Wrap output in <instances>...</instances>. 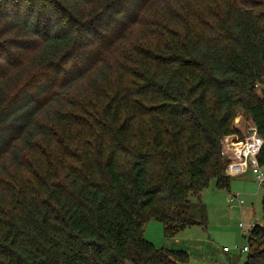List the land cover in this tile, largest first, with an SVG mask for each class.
Segmentation results:
<instances>
[{"label":"trees","instance_id":"16d2710c","mask_svg":"<svg viewBox=\"0 0 264 264\" xmlns=\"http://www.w3.org/2000/svg\"><path fill=\"white\" fill-rule=\"evenodd\" d=\"M262 83L264 0H0V264H193L146 226H207Z\"/></svg>","mask_w":264,"mask_h":264},{"label":"rangeland","instance_id":"374dc122","mask_svg":"<svg viewBox=\"0 0 264 264\" xmlns=\"http://www.w3.org/2000/svg\"><path fill=\"white\" fill-rule=\"evenodd\" d=\"M263 87L264 83L260 85L261 89ZM250 123L251 116L240 109L234 124L244 130L245 136L248 135ZM234 194H239L238 198L244 199L245 203L241 205L239 199L229 201ZM263 194L264 188L258 185L253 176H248V180L232 177L230 188H218L213 179L202 192L209 214L207 226H188L174 238L167 239L163 223L153 219L146 226L145 236L158 247L189 250L193 264H230L229 256L232 264L237 259L238 264H242L248 253H242L240 248L248 244L249 230L242 229L240 222L250 224L262 221ZM224 246H229L231 251L224 252Z\"/></svg>","mask_w":264,"mask_h":264},{"label":"built area","instance_id":"2783aa9c","mask_svg":"<svg viewBox=\"0 0 264 264\" xmlns=\"http://www.w3.org/2000/svg\"><path fill=\"white\" fill-rule=\"evenodd\" d=\"M264 148V139L259 134V131L254 124H250L248 135L243 139H236L233 136L225 137L223 140L222 154L227 156L228 162L225 172L231 176H239L251 172L254 175L255 181L260 187H264V164L260 160ZM239 199L240 204L244 203V199ZM233 200V196L229 201ZM257 222L246 224L240 222L242 229H248L249 233ZM224 250L229 251L231 248L225 246ZM241 252H249V245L240 248ZM131 264V263H129Z\"/></svg>","mask_w":264,"mask_h":264},{"label":"crops","instance_id":"0c3cea01","mask_svg":"<svg viewBox=\"0 0 264 264\" xmlns=\"http://www.w3.org/2000/svg\"><path fill=\"white\" fill-rule=\"evenodd\" d=\"M248 176H253L254 177V175L251 173V172H249V173H246V174H243V175H239V176H231V177H239V178H241L242 180H248ZM255 179V178H254ZM234 196V198H233V202L234 201H236L237 199H238V196H239V194H234L233 195ZM230 198H231V196H230ZM229 198V199H230ZM245 201V200H244ZM245 203V202H244ZM225 247V246H224ZM183 250H186V249H183ZM223 250H224V248H223ZM189 254H190V252H189V250H186ZM231 250H229V251H226V250H224V252H230ZM231 258V256H229V263L230 264H232V260L230 259ZM238 259H237V261L236 262H234L233 261V264H238ZM221 264H224L223 262L221 263Z\"/></svg>","mask_w":264,"mask_h":264}]
</instances>
